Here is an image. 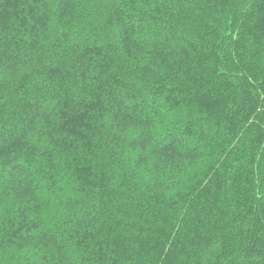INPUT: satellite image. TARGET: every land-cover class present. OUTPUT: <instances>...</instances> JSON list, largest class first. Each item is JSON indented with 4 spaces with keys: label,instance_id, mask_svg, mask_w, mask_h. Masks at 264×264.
<instances>
[{
    "label": "trees",
    "instance_id": "16d2710c",
    "mask_svg": "<svg viewBox=\"0 0 264 264\" xmlns=\"http://www.w3.org/2000/svg\"><path fill=\"white\" fill-rule=\"evenodd\" d=\"M0 264H264V0H0Z\"/></svg>",
    "mask_w": 264,
    "mask_h": 264
}]
</instances>
